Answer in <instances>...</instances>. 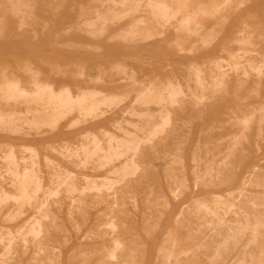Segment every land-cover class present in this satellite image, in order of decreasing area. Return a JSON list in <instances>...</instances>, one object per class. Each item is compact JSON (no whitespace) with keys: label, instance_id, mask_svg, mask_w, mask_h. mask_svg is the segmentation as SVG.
Segmentation results:
<instances>
[{"label":"rangeland","instance_id":"obj_1","mask_svg":"<svg viewBox=\"0 0 264 264\" xmlns=\"http://www.w3.org/2000/svg\"><path fill=\"white\" fill-rule=\"evenodd\" d=\"M21 1L10 0L8 4L20 3L22 18L27 12L25 10L28 9L26 8L28 4L34 10H32L33 19L26 18L28 21L23 22L19 14L13 11L5 15L7 37L0 41V81L4 74L9 78L17 75L21 77L23 89L30 90L32 86L29 88V85L32 81L26 77V68L32 63L30 66L43 75L40 81L49 79L48 81L54 83L56 90L68 86L74 95H78L81 89L95 88L106 94L121 95L127 82L122 81L123 76L117 75L118 73L113 70L115 62H119L124 63L129 73L135 74V79L139 83L172 84L181 87L187 93V85L193 86V82L190 81L193 65H199L204 70V80L207 85L211 83L212 75L224 71L226 91L218 90L213 94L210 91L205 104L196 110L191 107L180 108L177 105L172 119L176 131L174 135L183 142L184 164L180 165L172 158H167L159 164V159L153 154L150 155L151 169L149 168L148 174H145L143 182L136 184L133 190H119L118 205L114 206V199L109 198L107 203L97 207L96 204H92L96 194L84 190L86 187L84 177L88 176L90 180L102 184L109 176L106 171L94 172V163L80 169L71 163L72 165L63 164V166L76 174L79 190L72 197L68 192L62 191L58 199L50 201L47 208L49 219L43 223L45 227L43 238L34 240L29 237L28 245L18 233L26 229L38 216L33 207H26L24 210L26 213L20 220L9 221L8 216L17 210V206L13 202L2 208L0 206V231L10 232L16 238L9 263L111 264L108 261V251L112 249L116 238L112 230L114 226L118 234L116 236L124 243L120 258L126 259L129 250L133 249L135 264H164V258L170 252L174 254L172 264H184L186 255L193 253L198 254L206 264L212 261L217 264L239 262V264H264V228H262L264 224H261L264 221V215L261 214L264 213V207L250 204V200L260 201L257 204L264 202V173L261 172V170L264 172V125L261 127L258 125L264 110V79L261 85L257 84L255 72L248 67L249 62L259 64L264 61V0H249L243 9L229 10V22L222 28L217 26L222 25L221 16L216 18L201 16L200 21L204 24V29L200 31V38L191 39L189 47L192 53H181L176 46L177 38L182 36V32L178 30L176 32L175 29L180 23L178 19L171 21L167 32L163 36L160 35L161 37H156L152 42H144L141 39L131 42L133 40L127 39L128 43H124L121 41L124 31L129 28V24L137 20L139 14L126 17L118 25H113L110 21L105 22L103 26L100 23L94 36L82 26L96 16V12L103 6L101 2ZM168 1H175L177 4L183 0ZM224 1L189 0V11L198 13V10L213 2ZM121 8L123 9L119 8L120 11L127 9ZM182 15L183 13L179 15L180 20L184 16ZM244 25L248 26L245 34L250 38V44L246 45L237 42ZM213 30L216 31L213 33L214 41L206 47L201 39L212 34ZM142 32L140 31V36L143 35ZM21 46L24 47V51L54 53V55L35 54L30 56L31 60L28 55L21 57L1 54L10 47ZM233 55L240 56V67H244L243 69L236 71L230 66ZM47 57L52 58L51 62H54L52 65L55 68L52 69V65H47L49 62ZM80 67L83 69L82 79L77 77ZM218 67L222 69L219 70ZM99 75L102 78H99ZM134 98L135 94H132L110 120L136 122L137 118L124 115ZM20 109L22 107L17 110ZM7 110L11 112L8 108ZM75 116L64 122L58 137L48 143L39 146L25 139L21 142H9L16 148L19 171L24 170L23 159L29 156L24 148L36 146L39 149L38 162L43 173V185L48 187L50 174L54 172L56 165L49 168L44 158L49 156L53 160L62 162L59 154L51 150L52 147L59 149L58 147L65 145L75 149L82 143L81 140L89 138L92 133L100 135V127L112 129L109 124H101L100 127L89 125L76 129L68 128ZM247 120L251 121L252 126L243 133L245 129L242 123ZM9 147L0 146V184L10 195H16L19 192L10 188V178L4 174V167L7 165L4 157L10 152ZM156 167L159 168L163 184H161L162 197L156 186L154 173ZM70 197L76 198L74 205ZM206 207L212 211L206 210ZM113 208L115 212H110ZM109 212L111 214H108ZM179 213L181 221L175 225L174 218ZM237 224L240 227L245 226L244 229L239 228V225L237 227ZM257 225H261L258 226L260 229ZM175 229L178 230L179 237L176 246L168 242L170 232ZM255 229L258 231L255 232ZM7 242L8 240H4L2 243L7 244ZM205 243L209 244L208 250L202 248ZM3 249L0 244V253H3ZM177 259L180 262H176Z\"/></svg>","mask_w":264,"mask_h":264},{"label":"bare ground","instance_id":"obj_2","mask_svg":"<svg viewBox=\"0 0 264 264\" xmlns=\"http://www.w3.org/2000/svg\"><path fill=\"white\" fill-rule=\"evenodd\" d=\"M9 1L10 0H0V13H2V15H0V41L7 37L5 28V15L11 11L19 14L20 17V14H23L20 3L8 4ZM95 2H101L103 6L96 12V16L94 18L83 23L82 26L87 32H90V34L96 36V28H98L100 23L103 26L105 22L110 21L113 25H118L123 22L126 17L139 14L137 20H135L132 24H129V28L124 31V35L122 36L121 40L127 41V39L130 37H138L140 36V31H143V35H141L143 38L142 40L149 41L154 39L157 35L163 36L168 30L167 28L169 23L178 19L180 23L177 25V28H175L176 32L177 30L182 32V36L185 35V37L181 36L177 38L176 46L181 53H192L193 51L189 47L191 39L200 38V31L204 29V24H202L200 21L201 16H209L212 18L221 16L223 18L222 25L217 26L222 28L223 25L229 22V10L239 11L248 4L249 0H225L222 3L213 2L212 4L198 10V13H192L189 11V0H183L177 4L175 1L168 0H96ZM6 5L9 7L7 8ZM5 6L6 8H4ZM28 6L29 5L27 4L26 8L28 9L25 10V12L27 11L25 13L26 15L24 14V18L21 17L23 22L28 21L26 18H32L34 10ZM127 6L129 7L127 8ZM121 7H126L127 9L124 8L123 11H120V9H123ZM143 7H145V9ZM182 13L184 16L182 15V20H180L179 15ZM242 27L243 29L239 34L237 42L242 45L250 44V38L245 34L248 26L244 25ZM100 30L102 31L103 29ZM215 30H213L212 34L201 39L205 43L206 47H209L213 43V33L216 32ZM240 59L241 58L239 55L232 56V64L230 66L236 71L244 68L240 67ZM47 60H49L47 63L48 66L54 64V62H51V59ZM31 64H29L27 68L24 66L26 68V77H28V79L30 78L32 81L31 85H29V88L32 86L30 90L23 89L21 85V77L17 75H13V77L10 76L11 78L7 77L8 75L6 76V74L2 76V80L0 81V138L14 140L25 139L27 142H32L35 145L48 143L53 138L58 137V135L61 133V128L63 127L64 122L75 115L76 116L74 119L72 118L68 128L76 129L89 125L100 127L101 124H109L112 129L108 130L100 127V135L94 133L91 135L89 134L90 137L86 139L84 138L85 140H81L82 143H80V145L75 149L65 145L58 147L59 149L51 146V150L59 154L62 162H58L55 159L53 160L49 156L44 158V161L49 168H53L56 165L55 169L53 170L54 172L50 174L51 177L48 187L43 185V173L39 168L40 164L38 162V160L40 161L39 149L36 146L24 148L26 150L25 152H28L29 156H26L25 158L23 157L24 170L19 171L20 168H18L19 162L16 157V148L14 146H7L10 148V152L5 154L4 157V160L7 163V165L4 167V174L6 177L10 178V188L15 189V191L17 190L19 193L16 195H10L7 192V189L4 188L2 184H0V206L2 208L10 202H13L17 206V210L13 212L10 211L12 213L10 216H8L9 221L20 220V218L23 217L22 215L26 213H24V210L28 206L33 207L38 214L34 220L32 219L33 221L26 229L18 232L25 244L28 242L29 237H32L34 240L43 238L45 229L43 223L49 219L47 208L50 204V201L56 198L58 199L62 191L68 192L72 197L79 190L76 174L72 170L63 166V164L69 165L72 163L76 168L80 169L86 168L87 165L94 163V172L106 171V174L109 176H107L102 184H98L97 182L90 180L88 176L84 177L86 182V187L84 190H90L93 192V194H96L92 201V204L94 203L96 206L107 203L109 198L112 200L114 199V206L118 205L119 203L117 201V195L120 194L119 190H133V187L136 184L143 182L144 176L145 174H148L150 168V155L153 154L155 158H158L159 164L164 162L167 158H172L174 162L180 165L184 164L183 142L179 139V137L174 135L176 131L174 129L175 124L172 119L173 111L176 109L177 105L180 108L191 107L192 109L196 110L205 104L210 91L212 94L218 92V90L224 92L226 91L224 89L226 78L224 71H219V74L212 75V77L209 76L212 81L207 85L204 80V70L199 65H193V73L190 78V81L193 82V86L188 84V91L186 93L181 87H176L172 84L158 85L156 82L139 83V81L135 79V74L133 72L129 73L127 67L123 65L124 63L121 64L119 62H115L113 70L118 73L117 75L123 76L121 79L122 81L127 82V84L123 87V94H106L99 89L84 88L81 89L78 95H74L72 89L68 86L63 85L64 87H59L60 89L56 90L53 85L54 83L48 81L49 79L45 78L44 81H40V78L41 76L43 77V75L40 72L35 71V69L30 66ZM53 66L54 65L51 67L52 69L55 68ZM248 67L255 72L254 74H256L255 76L257 84L261 85L264 79V61L259 64H256V62L253 61L249 62ZM59 69H61V67ZM218 69L221 70L222 68L218 67ZM59 73L60 72L58 71V74ZM102 73L101 75H103ZM63 74L64 72L62 75ZM101 75H99V78H102ZM77 77L78 79L79 77H81V79L83 77V69L81 67L78 68ZM110 77H112V75H110ZM27 81L28 80L26 79V82ZM132 94H135L132 105L129 108L126 107L128 110L126 109L127 111L123 112L125 116L127 114V116L137 118V121L132 122L130 120L123 119V121H111V116L124 104H126V102L131 98ZM185 96L187 97L185 98ZM21 107L22 109L18 111L17 109ZM7 108L11 111L10 113ZM153 108H156V110H153ZM242 125L245 129L243 130V133H245L246 129L252 126V123L251 121L247 120L244 121ZM258 125L259 127L264 125V110ZM158 169L159 168L156 167L154 173L157 180V190L160 193V197H162V180L160 179ZM261 172L264 173L262 170ZM247 185L248 184H246V186ZM40 193H43V195H40ZM71 200L74 205V203H76V198L73 197ZM259 202L250 200V204L252 206L264 207V202L257 204ZM206 210H209V208ZM111 211L115 212L114 208L110 210V212ZM209 211L211 212L212 210ZM110 212L108 214H111ZM261 214L264 215V213ZM180 221L179 213L174 218L175 225L180 223ZM259 221H261V218ZM257 223L260 224L261 222ZM239 224H237V227ZM261 224H264V221H262ZM207 225L208 224H206V226ZM258 226L261 225H257V227ZM244 227L243 225L242 227L239 225V228L244 229ZM112 228L116 238L113 241L112 249L108 251L109 263L135 264L133 249L129 250L128 254L126 253L128 256L126 259L120 258L121 253L123 252L122 248L124 247V243H122L120 238L116 236L118 235L116 233L117 231H115L116 227L113 226ZM203 228H205L204 225ZM258 228L260 229V227ZM256 231L258 230L255 229V232ZM240 232L243 231L241 230ZM170 234L171 235H169L168 242L174 243L173 245L176 246L179 240L178 230L175 229L170 232ZM220 234L221 233H219V235ZM251 236L253 235L251 234ZM15 239L16 238L13 237L12 233H4L0 231V244L4 248L3 253H0V264L9 263V260L11 259V251L15 245ZM4 240H8L7 244L2 243ZM27 244L29 245V243ZM202 248L208 250L209 244H203ZM186 256L187 257L184 260V264H206L196 253ZM215 256L214 258L216 259ZM92 257H94V255H92ZM173 257V252L167 254L164 258V264H172L171 260ZM176 262H180V260L177 259ZM209 264H217V262L212 261L209 262Z\"/></svg>","mask_w":264,"mask_h":264},{"label":"crops","instance_id":"obj_3","mask_svg":"<svg viewBox=\"0 0 264 264\" xmlns=\"http://www.w3.org/2000/svg\"><path fill=\"white\" fill-rule=\"evenodd\" d=\"M96 0H93V2L94 3H96L95 2ZM69 7V6H68ZM68 19V18H67ZM61 21V20H60ZM44 37H46V36H44ZM43 37V38H44ZM156 37H159L158 35L156 36ZM155 37V38H156ZM161 37V36H160ZM155 38L154 39H152V40H149V41H144V42H152V41H154L155 40ZM128 39H131V40H133V41H131V42H137L138 40H142L143 38H142V36H138V37H130V38H128ZM122 41V40H121ZM122 42H124V43H128L127 41H122ZM42 43H44V42H42ZM42 43L40 44V45H42ZM130 43V42H129ZM29 47V46H28ZM24 49V47L23 46H21V47H18V48H16V47H10V48H8V51H6V52H3V53H1V54H4L5 56H12V55H18V56H21V57H23V55H28L29 57L30 56H32V55H35V54H42V55H54V53H44V52H34V51H30V50H27V51H24L23 50ZM30 59L32 60V58L30 57ZM46 59H52L51 57H47ZM21 141H23V140H14V139H8V138H0V146H14V145H12L11 143H9V142H21ZM30 143V142H29ZM32 144H34V143H32ZM40 146V145H39Z\"/></svg>","mask_w":264,"mask_h":264}]
</instances>
